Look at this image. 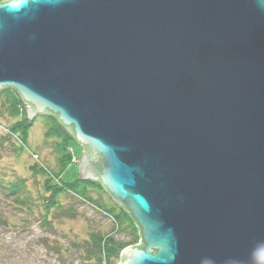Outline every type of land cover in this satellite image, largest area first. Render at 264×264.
Segmentation results:
<instances>
[{"label": "water", "instance_id": "water-1", "mask_svg": "<svg viewBox=\"0 0 264 264\" xmlns=\"http://www.w3.org/2000/svg\"><path fill=\"white\" fill-rule=\"evenodd\" d=\"M8 88L138 225L119 264H264V0L2 1Z\"/></svg>", "mask_w": 264, "mask_h": 264}, {"label": "trees", "instance_id": "trees-1", "mask_svg": "<svg viewBox=\"0 0 264 264\" xmlns=\"http://www.w3.org/2000/svg\"><path fill=\"white\" fill-rule=\"evenodd\" d=\"M2 1L5 0H0V2ZM0 99L2 100L0 117H9L16 120L7 127L0 123V153L7 151L8 148L14 152L20 151L22 145L27 143V133L31 125L26 114L20 113L23 109V101L20 95L10 88L0 91ZM57 128L63 136V140L57 142L58 150L66 154L71 147L73 138L59 125ZM64 156L66 163L71 161L69 155ZM42 173L46 176L44 170ZM52 178V175L48 177V183L46 184L50 188L49 195L51 196L44 203L43 211H38L40 216H36V212H33V207L37 205L36 198L32 195L25 180L17 178L16 180L8 181V179L0 176L1 227L22 233L29 230L35 223H38V228L42 232L49 233L41 241L48 250V260H56V264H76V260L83 264H91V262L95 264H119L121 252L125 248L141 243L140 229L130 213L112 197L107 202L101 196L96 197L92 194L94 191H99L103 194L107 193L101 184L94 181H73L59 185L55 184ZM62 195H69L71 198L89 204L98 212L103 213L105 217L112 220L113 226L111 230L109 232H90L88 239L85 240L71 241L66 239L65 241H68V244H66L63 241L62 233L57 230L56 221L61 220L63 217H75L77 215L75 211L77 210L74 211L72 208L65 207L64 202L60 199ZM10 208L23 211L21 219L25 223H23V226L16 227L14 224H9L5 219L4 213ZM125 230L130 231L127 241L115 237V232ZM3 244L0 241V246ZM48 260L46 259V262ZM0 264H12V261L9 258H4L0 261ZM38 264H42L41 261Z\"/></svg>", "mask_w": 264, "mask_h": 264}, {"label": "rangeland", "instance_id": "rangeland-1", "mask_svg": "<svg viewBox=\"0 0 264 264\" xmlns=\"http://www.w3.org/2000/svg\"><path fill=\"white\" fill-rule=\"evenodd\" d=\"M1 101L0 99V105ZM20 113H25L31 123L27 133V143L22 145L20 151L14 152L8 148L7 151L0 153V176L8 179V181L16 180L17 178L25 180L32 195L36 198L37 205L33 207V212H36V216H40L38 211H43L44 203L51 196L49 195L50 188L46 185L48 183L47 179L51 175L54 183L59 185L73 181H94L100 184L99 181L79 178L80 162L84 147L74 139L54 116L37 114L30 119L25 103H23V109ZM15 121L9 117H0V123H3L5 127ZM58 125L73 138L71 147L66 154L62 151L60 152L57 147V142L63 140V136L58 131ZM64 155H69L71 161L66 163ZM43 170L46 172L47 177L42 173ZM92 194L96 197L101 196L107 202L110 201L111 196L108 192L103 194L99 191H94ZM60 199L64 202L65 207L72 208L74 211L77 210L75 211L77 213L75 217H63L61 220L56 221L57 230L62 233L63 241L66 239L71 241L85 240L88 239L90 232H109L111 230L113 226L112 220L105 217L103 213L98 212L91 205L73 199L69 195H62ZM22 215L23 211L14 208H10L4 213L8 223L14 224L16 227L23 226ZM48 234L38 228V223H35L29 230L22 233L4 229L0 224V241L4 243L0 246V261L4 258H9L12 264H38L40 261L42 264H56V260H48V250L41 241ZM129 234V230L119 231L115 232V237L127 241ZM65 243L68 244V241H65ZM46 259L48 260L47 262ZM75 263L83 264L78 260ZM91 264L95 263L91 262Z\"/></svg>", "mask_w": 264, "mask_h": 264}, {"label": "bare ground", "instance_id": "bare-ground-1", "mask_svg": "<svg viewBox=\"0 0 264 264\" xmlns=\"http://www.w3.org/2000/svg\"><path fill=\"white\" fill-rule=\"evenodd\" d=\"M24 103V102H23Z\"/></svg>", "mask_w": 264, "mask_h": 264}]
</instances>
